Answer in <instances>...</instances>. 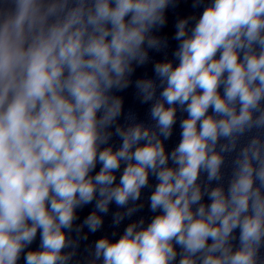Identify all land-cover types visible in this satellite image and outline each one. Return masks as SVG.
<instances>
[{"label": "clouds", "instance_id": "9594fccd", "mask_svg": "<svg viewBox=\"0 0 264 264\" xmlns=\"http://www.w3.org/2000/svg\"><path fill=\"white\" fill-rule=\"evenodd\" d=\"M183 2L0 0V264H264V0Z\"/></svg>", "mask_w": 264, "mask_h": 264}]
</instances>
